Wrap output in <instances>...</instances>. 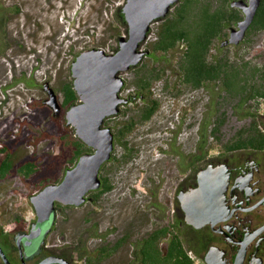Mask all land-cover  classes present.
Listing matches in <instances>:
<instances>
[{
    "label": "rangeland",
    "instance_id": "1",
    "mask_svg": "<svg viewBox=\"0 0 264 264\" xmlns=\"http://www.w3.org/2000/svg\"><path fill=\"white\" fill-rule=\"evenodd\" d=\"M125 1L0 0L5 7L20 9L6 26L9 46L0 55V145L6 144L14 150L16 167L27 158L39 156L41 159L38 171L32 176L24 177L14 169L6 181H0V230L12 232L16 228L12 219L15 216L23 218L25 224L31 222L36 216L30 198L46 185L61 182L66 171L77 163L79 157L71 163L72 149L65 147L61 140L65 134L77 137L75 129L66 123V111L70 106L63 108L60 116H54L52 109L43 104V100L48 98L43 84L50 82L62 103V87L73 80L71 65L81 51L102 48L107 53H114L118 49V38L128 35L117 15L118 8ZM160 23L157 21L151 25L147 40L141 46L143 50L150 52L149 45L156 39ZM215 44L217 48L212 53L219 57L226 55L232 60L264 63V32L254 33L250 42L239 47L219 50V43ZM182 50L180 47L167 54L166 58L170 60L168 68L161 79L152 84V99L158 102L159 108L150 120L140 121L138 115L143 102L134 98L133 103L123 104L117 115L104 122V126L117 134L119 126L125 122L137 121L124 139L137 151L133 163L126 167L138 173L140 169L150 168L152 156L160 158L156 155L157 148L165 145L168 139L174 138L176 145L188 153H193L198 146L200 128L209 115L211 99L207 90H193L180 81L175 65ZM153 60L152 56H147L137 67L120 74L125 82L121 97L129 100V97L137 95L135 68L153 66ZM251 105L254 110L259 108L264 112V100ZM232 109L231 105H218L215 114L224 118L225 123L217 136H210L209 152L215 150L218 139L235 138V132L238 133L241 126L245 128L246 123L236 120ZM222 111H225L224 115ZM113 152L117 159L125 154L118 140ZM107 203L116 205V201L107 200ZM83 210L68 208L58 214V230L54 236L63 228L67 231L66 241L78 235L85 236L84 231L80 232L86 226L81 217ZM112 213L117 212L111 210ZM64 218L68 221L63 222ZM114 224L117 227V215L113 223L103 222L100 230ZM120 258L116 256L107 264H121Z\"/></svg>",
    "mask_w": 264,
    "mask_h": 264
},
{
    "label": "flooded vegetation",
    "instance_id": "2",
    "mask_svg": "<svg viewBox=\"0 0 264 264\" xmlns=\"http://www.w3.org/2000/svg\"><path fill=\"white\" fill-rule=\"evenodd\" d=\"M232 27L227 36L217 39L219 50L239 47L248 37L250 28L239 45L223 44ZM134 98L129 97L128 103ZM234 118L246 123L240 130L264 134V112L259 108L247 117L235 113ZM116 140L114 134V146ZM218 140L212 153L200 142L188 153L174 138L168 139L157 148L160 158L152 156L150 168L139 173L126 167L133 163L136 149L121 144L125 154L117 159L113 149L101 167L100 188L89 191L85 203H57L55 213L43 223L35 217L28 224L15 223L12 232L2 229L0 245L12 264H40L52 257L70 264H107L116 256L121 264H264V138L243 146H237L235 138ZM68 208L84 209L81 217L86 226L80 230L85 236L66 241L65 228L57 236L54 232L58 214ZM111 210L117 213L110 214ZM116 215L117 227L100 230ZM196 217L200 219L194 221ZM38 228L39 236L26 237ZM0 263L5 264L1 257Z\"/></svg>",
    "mask_w": 264,
    "mask_h": 264
},
{
    "label": "trees",
    "instance_id": "3",
    "mask_svg": "<svg viewBox=\"0 0 264 264\" xmlns=\"http://www.w3.org/2000/svg\"><path fill=\"white\" fill-rule=\"evenodd\" d=\"M231 0H180L168 17L161 20L158 26L157 37L150 43L149 49L153 66L143 65L135 68L136 99L142 100L139 110L140 121L150 120L159 108L156 100L152 99V84L161 79L168 68L170 52L183 49L176 61V73L181 77L180 81L193 90L205 89L210 94L209 115L200 128L199 142L208 151V141L211 135L217 136L225 119L216 116L218 105H231L234 112L240 117H247L252 113L253 100L264 98V63L251 62L250 60H232L229 56H217L212 53L215 50L217 39L228 35V29L242 18L239 9L230 6ZM126 2V1H125ZM18 7H5L0 2V55L4 54L9 46L6 26L10 20L18 15ZM117 15L120 23L128 29L122 6L118 8ZM264 31V0L258 9L256 17L248 31V37L243 44L250 42L254 33ZM117 51V48L115 49ZM163 55V56H162ZM166 58V59H165ZM158 64V65H156ZM64 99L63 108L75 104L79 98L73 86V80H69L62 87ZM225 111H222L224 115ZM215 116V118H214ZM133 119V118H132ZM136 120L119 127L117 132L118 143L127 146L124 139L136 125ZM264 138V134L257 130H240L235 139L237 146L247 145L251 139ZM63 145L72 149L71 163L91 148L72 134L61 136ZM199 144V143H198ZM15 152L6 144L0 145V181H6L12 170L16 169L24 177H30L39 169L40 157L27 158L16 167ZM13 222H22L23 218L15 216ZM115 250L117 247L114 248ZM112 250L109 252L111 253ZM114 251V250H113ZM3 264V263H0Z\"/></svg>",
    "mask_w": 264,
    "mask_h": 264
},
{
    "label": "water",
    "instance_id": "4",
    "mask_svg": "<svg viewBox=\"0 0 264 264\" xmlns=\"http://www.w3.org/2000/svg\"><path fill=\"white\" fill-rule=\"evenodd\" d=\"M179 2L126 0L122 11L128 35L118 38L117 51L107 53L102 48L87 49L81 51L72 62L71 75L79 102L66 111V123L75 129L76 136L93 152L82 154L76 165L66 171L60 183L48 184L30 198L38 223L51 218L57 203L80 206L85 203L89 191L100 188L101 167L111 158L114 149V134L110 127L104 126V122L117 115L121 106L128 102L121 97L125 82L120 74L137 67L149 55L150 52L141 46L147 40L151 25L168 17ZM261 3L262 0H233L230 3L231 7L243 12V18L236 27L231 28L230 36L223 44L239 45L245 39ZM43 89L48 95L43 104L52 109L54 116H60L63 107L57 92L48 81L43 84ZM198 219L196 217L194 221ZM40 234L41 228H38L26 237L33 239ZM21 239L22 236L18 242ZM0 257L5 264H12L1 245ZM52 262L70 264L58 257L48 258L40 264ZM209 264L214 263L209 261Z\"/></svg>",
    "mask_w": 264,
    "mask_h": 264
}]
</instances>
